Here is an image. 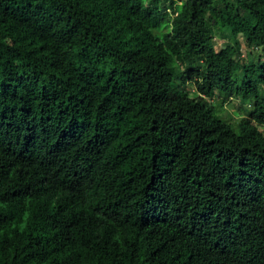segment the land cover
I'll use <instances>...</instances> for the list:
<instances>
[{
	"label": "trees",
	"instance_id": "obj_1",
	"mask_svg": "<svg viewBox=\"0 0 264 264\" xmlns=\"http://www.w3.org/2000/svg\"><path fill=\"white\" fill-rule=\"evenodd\" d=\"M259 126L264 0H0V264H264Z\"/></svg>",
	"mask_w": 264,
	"mask_h": 264
},
{
	"label": "rangeland",
	"instance_id": "obj_2",
	"mask_svg": "<svg viewBox=\"0 0 264 264\" xmlns=\"http://www.w3.org/2000/svg\"><path fill=\"white\" fill-rule=\"evenodd\" d=\"M226 41L225 39L220 38L219 36H217L214 40L215 43V49L217 51L223 49L226 45ZM242 45V53H243V58H245L247 61L252 60V58L254 56H256L259 51H252L250 52L249 49H246V47H244L243 43H241ZM193 83L189 82L187 84V91H189L190 93H193L195 90L194 85H192ZM208 101L212 102L213 105L216 106V108L218 109V115L221 116V118H223L224 120L236 124V122L243 116L244 111H242V109L244 108H248L250 109L248 104L242 103L240 100L237 99H229V100H223L221 97H218V92H215L213 99H209ZM261 131L264 132V128L263 127H259Z\"/></svg>",
	"mask_w": 264,
	"mask_h": 264
},
{
	"label": "clouds",
	"instance_id": "obj_3",
	"mask_svg": "<svg viewBox=\"0 0 264 264\" xmlns=\"http://www.w3.org/2000/svg\"><path fill=\"white\" fill-rule=\"evenodd\" d=\"M170 15H172V13L169 11ZM215 106V105H214ZM219 117L221 118V116L219 115ZM222 120H224L223 118H221ZM226 121V120H224ZM259 127H263V126H259ZM264 128V127H263Z\"/></svg>",
	"mask_w": 264,
	"mask_h": 264
},
{
	"label": "bare ground",
	"instance_id": "obj_4",
	"mask_svg": "<svg viewBox=\"0 0 264 264\" xmlns=\"http://www.w3.org/2000/svg\"><path fill=\"white\" fill-rule=\"evenodd\" d=\"M254 50H255V49H254ZM254 52H256V51H254ZM183 66H184V65H183ZM181 67H182V66H181ZM183 69H184V68H183ZM183 69H182V70H183ZM180 71H181V70H180Z\"/></svg>",
	"mask_w": 264,
	"mask_h": 264
}]
</instances>
